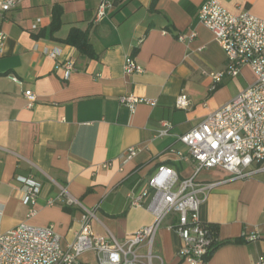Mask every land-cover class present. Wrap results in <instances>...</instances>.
Returning a JSON list of instances; mask_svg holds the SVG:
<instances>
[{
  "label": "crops",
  "instance_id": "1",
  "mask_svg": "<svg viewBox=\"0 0 264 264\" xmlns=\"http://www.w3.org/2000/svg\"><path fill=\"white\" fill-rule=\"evenodd\" d=\"M107 17L97 20L100 0H19L0 11V31L6 41L0 49V210L2 232L26 223L54 225L64 246L75 241L86 210H94L95 236L124 241L154 222L147 206L131 207L130 193H139L161 166L173 168L180 179L194 174V164L178 155L186 147L178 137L196 128L254 82L250 68L237 77L226 76L211 92L210 73L227 69L228 60L214 34L199 20L207 0H113ZM231 14L249 13L264 20V0H218ZM60 7L62 25L52 33L53 10ZM87 32L97 58L86 57L65 44L71 30ZM194 31L196 38L189 40ZM186 34L185 41L178 40ZM62 50L60 61L73 60L78 68L69 80L56 71L57 62L44 48ZM37 48V49H36ZM133 58L144 68L127 74ZM17 77L19 85L10 79ZM245 85L232 90L236 79ZM36 96L28 106L25 92ZM156 100L139 104L135 112L121 104L123 96ZM187 95L188 109H177ZM168 136L159 138L164 123ZM130 147L140 152L124 163ZM175 150V151H172ZM34 175L42 184L37 214L30 215L18 176ZM220 169L203 171L199 183L222 180ZM66 188L75 203L58 200ZM49 199L58 200L47 206ZM68 207L69 211L64 208ZM202 222L218 239L206 264H259L264 260V173L237 180L214 190L202 204ZM169 218L158 231L153 264H188L178 252L179 235ZM259 237L249 241L248 236ZM141 256L146 249L142 248ZM86 252L78 264H88ZM143 261L145 259L143 258ZM98 264V259H97Z\"/></svg>",
  "mask_w": 264,
  "mask_h": 264
},
{
  "label": "built area",
  "instance_id": "2",
  "mask_svg": "<svg viewBox=\"0 0 264 264\" xmlns=\"http://www.w3.org/2000/svg\"><path fill=\"white\" fill-rule=\"evenodd\" d=\"M18 2L0 0V11L8 12ZM113 8V0H100L96 19L107 17L108 11ZM199 20L214 34L228 60L226 70L209 74L212 79L210 91H215L226 76H239L244 67L250 68L255 80L231 102L208 115L196 128L178 137L187 149L178 155L182 160L194 164V174L182 180L173 168L161 166L145 188L139 193H130L131 207L139 208L144 206L149 190H153L147 209L153 215L154 222L124 241L93 234L91 221L95 218L94 210H86L75 241L67 246L63 245L54 225L38 227L23 223L3 233L0 210V264H78L79 258L90 251L97 254L98 264H153L155 238L169 218L176 221L170 229L182 240L178 252L181 260L188 264L208 262L218 239L210 226L200 218L202 204L219 186L264 173V20L249 13L231 14L218 0H207L202 5ZM196 36L191 31L189 40H194ZM6 37L0 31V49ZM186 39V34L178 36L180 41ZM43 54L57 62L56 71L63 73L64 80H69L78 70L73 60H59L62 50L58 47L44 48ZM125 71L127 74H141L144 68L128 57ZM10 79L22 84L15 76H10ZM24 95L28 106L32 107L37 99L35 94L27 90ZM120 102L132 113L139 104L158 105L156 100L135 95L123 96ZM189 105L187 95L177 99V109L186 110ZM171 127L170 123L165 122L158 137L168 136ZM139 152L138 147L128 148L122 156L123 162H128ZM215 169L224 171L226 177L210 183L197 182L201 172ZM17 181L24 192V203L30 207V215L35 216L42 192L41 182L32 174L20 175ZM58 200L68 205L75 203L63 187L60 188ZM58 200L49 199L47 206H54ZM258 237L252 234L248 240L254 241ZM142 248L146 249L144 257L140 254ZM259 264H264V260Z\"/></svg>",
  "mask_w": 264,
  "mask_h": 264
},
{
  "label": "trees",
  "instance_id": "3",
  "mask_svg": "<svg viewBox=\"0 0 264 264\" xmlns=\"http://www.w3.org/2000/svg\"><path fill=\"white\" fill-rule=\"evenodd\" d=\"M157 2H158V0H153L152 6H155L157 4ZM113 3H114V1H113ZM62 15H63V12H62L61 8L55 7L53 10V20H52V28H51L52 33L59 31V29L61 28ZM63 42L65 44L76 47V49H78L80 54H82L86 57H89L92 59L97 58V54H96V52H95V50H94V48H93V46L89 40V35L87 32H83L77 28H74L71 30L67 39H65ZM64 209L66 211H69L68 207H65ZM216 248H217V246H216ZM216 248H214L213 252L211 253V256L214 253V251L216 250Z\"/></svg>",
  "mask_w": 264,
  "mask_h": 264
},
{
  "label": "rangeland",
  "instance_id": "4",
  "mask_svg": "<svg viewBox=\"0 0 264 264\" xmlns=\"http://www.w3.org/2000/svg\"><path fill=\"white\" fill-rule=\"evenodd\" d=\"M243 85H245V80L243 78H238L235 80V82L232 85V90H237L240 89L241 87H243ZM88 258V264H97V259L94 255H87Z\"/></svg>",
  "mask_w": 264,
  "mask_h": 264
}]
</instances>
